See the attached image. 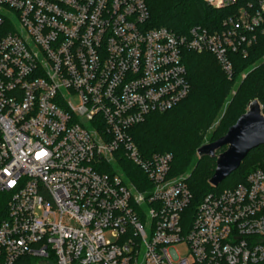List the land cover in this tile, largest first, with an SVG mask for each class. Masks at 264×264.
I'll list each match as a JSON object with an SVG mask.
<instances>
[{
  "label": "built area",
  "instance_id": "1",
  "mask_svg": "<svg viewBox=\"0 0 264 264\" xmlns=\"http://www.w3.org/2000/svg\"><path fill=\"white\" fill-rule=\"evenodd\" d=\"M204 2L221 23L177 34L149 27L144 0H0V264L264 262V169L190 214L173 155L130 136L189 96L187 53L231 79L264 38V0Z\"/></svg>",
  "mask_w": 264,
  "mask_h": 264
},
{
  "label": "trees",
  "instance_id": "2",
  "mask_svg": "<svg viewBox=\"0 0 264 264\" xmlns=\"http://www.w3.org/2000/svg\"><path fill=\"white\" fill-rule=\"evenodd\" d=\"M144 1L150 14L149 27L166 28L177 34H184L193 26L214 30L226 15L209 7L204 0ZM232 59L234 75L229 79L212 55L187 53L184 62L191 86L189 96L173 110L150 115L144 123L130 130L131 139L143 158L173 155L172 176H187L186 182L193 195L190 214L207 194L233 189L245 183L253 171L264 169V146H261L252 150L230 176V185L223 187L222 183L212 187L210 181L215 174L216 158H197L204 134L220 119L225 107L210 143L224 137L252 102L258 101L264 114V38H259L247 55H233ZM226 150L224 147L218 154ZM120 163L132 180L144 178L140 168L128 160ZM18 264L33 263L30 259H21Z\"/></svg>",
  "mask_w": 264,
  "mask_h": 264
},
{
  "label": "water",
  "instance_id": "3",
  "mask_svg": "<svg viewBox=\"0 0 264 264\" xmlns=\"http://www.w3.org/2000/svg\"><path fill=\"white\" fill-rule=\"evenodd\" d=\"M261 146H264V116L259 102L254 101L224 137L203 145L197 154L199 158H216V170L210 184L218 187L240 168L252 150ZM224 147L227 150L217 155Z\"/></svg>",
  "mask_w": 264,
  "mask_h": 264
},
{
  "label": "rangeland",
  "instance_id": "4",
  "mask_svg": "<svg viewBox=\"0 0 264 264\" xmlns=\"http://www.w3.org/2000/svg\"><path fill=\"white\" fill-rule=\"evenodd\" d=\"M234 94V93H233ZM72 103H73V105L75 106V107H77L78 105H79V102H78V100L77 99H73L72 100ZM227 106V105H226ZM247 110H248V108H247ZM225 111H226V107H225V109L223 110V112L221 113V117H220V119H218L207 131H206V133L204 134V136H203V141H202V144H201V146H203V145H206V144H209L210 143V139H211V137L213 136V135H215V133H216V131H217V128H218V126H219V124H220V121L222 120V118H223V116H224V114H225ZM247 112V111H246ZM217 155H220V154H218L217 153ZM197 158H199L198 157V154H197ZM232 181H231V178L229 177L226 181H224L223 182V187L224 186H228V185H230V183H231ZM177 251H178V253H180L181 255H184L185 253H186V248L184 247V246H181V247H178L177 248ZM32 263L33 264H40V262L38 263V261H35V260H32Z\"/></svg>",
  "mask_w": 264,
  "mask_h": 264
}]
</instances>
